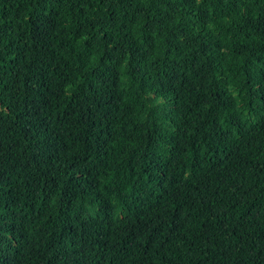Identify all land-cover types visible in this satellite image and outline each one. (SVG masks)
Wrapping results in <instances>:
<instances>
[{
  "label": "trees",
  "instance_id": "16d2710c",
  "mask_svg": "<svg viewBox=\"0 0 264 264\" xmlns=\"http://www.w3.org/2000/svg\"><path fill=\"white\" fill-rule=\"evenodd\" d=\"M0 264H264V0H0Z\"/></svg>",
  "mask_w": 264,
  "mask_h": 264
}]
</instances>
